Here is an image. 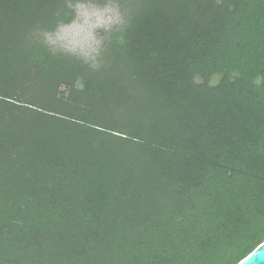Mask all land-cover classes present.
Instances as JSON below:
<instances>
[{
	"label": "trees",
	"instance_id": "obj_1",
	"mask_svg": "<svg viewBox=\"0 0 264 264\" xmlns=\"http://www.w3.org/2000/svg\"><path fill=\"white\" fill-rule=\"evenodd\" d=\"M0 0V264H237L264 241V0H119L99 67L74 5Z\"/></svg>",
	"mask_w": 264,
	"mask_h": 264
},
{
	"label": "clouds",
	"instance_id": "obj_2",
	"mask_svg": "<svg viewBox=\"0 0 264 264\" xmlns=\"http://www.w3.org/2000/svg\"><path fill=\"white\" fill-rule=\"evenodd\" d=\"M75 8L77 12L85 14L83 13L85 8L83 2L76 3ZM88 15L90 18H95L94 29L102 27L108 31L124 24L119 0H106L102 9H97ZM66 27V25L59 24L52 30H45L42 33L44 42L53 50L60 48L78 55L90 67H99L103 41L96 35L95 31H89L84 37L73 40L67 35Z\"/></svg>",
	"mask_w": 264,
	"mask_h": 264
},
{
	"label": "rangeland",
	"instance_id": "obj_3",
	"mask_svg": "<svg viewBox=\"0 0 264 264\" xmlns=\"http://www.w3.org/2000/svg\"><path fill=\"white\" fill-rule=\"evenodd\" d=\"M85 4V8L83 10L82 14L80 12H77L75 5L74 10H75V17L73 19L72 22H70L69 24H63L66 25V33L69 36V38L73 39V40H77L80 39L82 37H84L89 31H95L96 35L103 40L107 33L110 31H106L104 28H93V25L96 23L95 18L94 17H89L88 14H91L93 12H95L97 9H102L104 5L100 6V5H96L94 3H90V2H83ZM115 28V27H113ZM112 28V29H113ZM51 47V46H50ZM59 50H63L60 48H56ZM66 51V50H63ZM68 52V51H67Z\"/></svg>",
	"mask_w": 264,
	"mask_h": 264
},
{
	"label": "water",
	"instance_id": "obj_4",
	"mask_svg": "<svg viewBox=\"0 0 264 264\" xmlns=\"http://www.w3.org/2000/svg\"><path fill=\"white\" fill-rule=\"evenodd\" d=\"M237 264H264V241Z\"/></svg>",
	"mask_w": 264,
	"mask_h": 264
}]
</instances>
